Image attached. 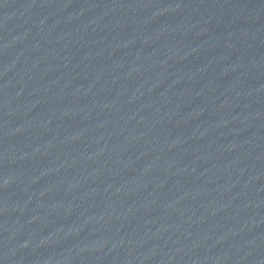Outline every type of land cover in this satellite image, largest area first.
<instances>
[{
    "label": "water",
    "instance_id": "95a60500",
    "mask_svg": "<svg viewBox=\"0 0 264 264\" xmlns=\"http://www.w3.org/2000/svg\"><path fill=\"white\" fill-rule=\"evenodd\" d=\"M210 45L264 82V0H128Z\"/></svg>",
    "mask_w": 264,
    "mask_h": 264
}]
</instances>
